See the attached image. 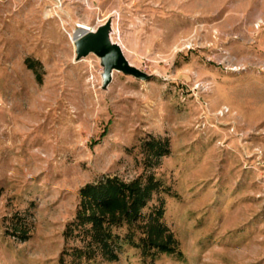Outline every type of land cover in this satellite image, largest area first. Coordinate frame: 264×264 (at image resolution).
Segmentation results:
<instances>
[{
  "label": "rangeland",
  "instance_id": "1",
  "mask_svg": "<svg viewBox=\"0 0 264 264\" xmlns=\"http://www.w3.org/2000/svg\"><path fill=\"white\" fill-rule=\"evenodd\" d=\"M107 21L146 78L75 60ZM105 178L151 184L131 232L162 205L174 252L74 254ZM0 264H264V0H0Z\"/></svg>",
  "mask_w": 264,
  "mask_h": 264
},
{
  "label": "trees",
  "instance_id": "2",
  "mask_svg": "<svg viewBox=\"0 0 264 264\" xmlns=\"http://www.w3.org/2000/svg\"><path fill=\"white\" fill-rule=\"evenodd\" d=\"M148 144L156 153L165 149L159 140ZM150 185L141 188L139 184L129 185L114 178H105L97 184L83 186L80 189L81 208L75 225L83 237L85 248L78 249L74 254L91 259L100 253L114 260L125 241L141 246L146 253L153 248L159 252H174L176 248L171 244V236L162 237L165 231L161 221L162 205L145 224L146 236L136 242L131 232L141 217L140 208L150 199ZM123 225H126L127 232L120 236L116 229Z\"/></svg>",
  "mask_w": 264,
  "mask_h": 264
},
{
  "label": "water",
  "instance_id": "3",
  "mask_svg": "<svg viewBox=\"0 0 264 264\" xmlns=\"http://www.w3.org/2000/svg\"><path fill=\"white\" fill-rule=\"evenodd\" d=\"M111 26L107 21L97 28H77L73 34L75 60H79L89 53L96 54L103 66L102 77L108 83L114 70L124 74L146 78L147 76L132 65L123 54L121 46L110 37Z\"/></svg>",
  "mask_w": 264,
  "mask_h": 264
},
{
  "label": "bare ground",
  "instance_id": "4",
  "mask_svg": "<svg viewBox=\"0 0 264 264\" xmlns=\"http://www.w3.org/2000/svg\"><path fill=\"white\" fill-rule=\"evenodd\" d=\"M77 28H90L91 29V27H89V26H87L86 24H84V23H78L77 25ZM76 28V29H77ZM75 29V30H76ZM74 34V33H73ZM71 40H72V42H73V35H72V37H71ZM116 43H118V42H116ZM119 44V43H118ZM120 45V44H119ZM121 46V45H120Z\"/></svg>",
  "mask_w": 264,
  "mask_h": 264
}]
</instances>
